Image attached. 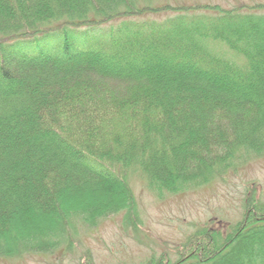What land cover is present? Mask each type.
I'll list each match as a JSON object with an SVG mask.
<instances>
[{
    "label": "trees",
    "instance_id": "1",
    "mask_svg": "<svg viewBox=\"0 0 264 264\" xmlns=\"http://www.w3.org/2000/svg\"><path fill=\"white\" fill-rule=\"evenodd\" d=\"M136 2L0 0V52L57 24L174 9ZM178 9L214 13L179 29L170 18L123 22L83 51L0 53V259L66 252L80 230L118 214L135 229L134 177L162 198L262 155L264 4ZM245 204L226 231L200 227L175 246L174 262L164 252L144 264H264V206Z\"/></svg>",
    "mask_w": 264,
    "mask_h": 264
},
{
    "label": "rangeland",
    "instance_id": "2",
    "mask_svg": "<svg viewBox=\"0 0 264 264\" xmlns=\"http://www.w3.org/2000/svg\"><path fill=\"white\" fill-rule=\"evenodd\" d=\"M258 3H264V0H150L148 6L151 8L168 5L177 9L146 11L84 28L63 29L65 25L57 24L53 27L63 28L7 43L0 53L33 56L43 50L62 48L66 43L83 51L89 42H102L103 38H111L113 32L109 30L123 22L161 24L170 17L172 24L176 23L179 29L199 13L213 14L178 9L183 6L219 5L223 9H232ZM136 6L142 7L144 3L139 0ZM248 10L245 8L242 11L246 14L250 13ZM259 12L264 14V9ZM131 187L139 206V223L135 229L126 226L123 215L118 214L102 221L94 229L80 230L66 252L63 249L52 255L0 259V264H79L86 254L91 255L94 264H144L150 256L157 257L164 252L169 253L174 262L176 257L173 248L200 227L226 231L242 220L247 200L256 199L264 206V151L261 156L250 157L209 185L180 194H167L159 198L146 188L139 177L131 180Z\"/></svg>",
    "mask_w": 264,
    "mask_h": 264
}]
</instances>
